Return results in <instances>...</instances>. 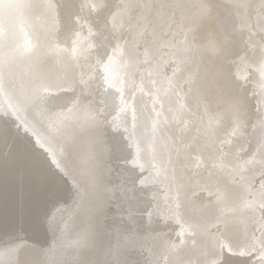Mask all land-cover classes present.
<instances>
[{"label":"bare ground","instance_id":"bare-ground-1","mask_svg":"<svg viewBox=\"0 0 264 264\" xmlns=\"http://www.w3.org/2000/svg\"><path fill=\"white\" fill-rule=\"evenodd\" d=\"M0 264H264V0H0Z\"/></svg>","mask_w":264,"mask_h":264}]
</instances>
